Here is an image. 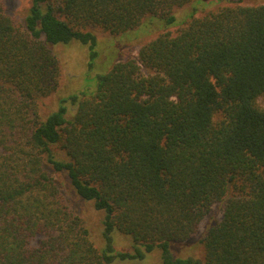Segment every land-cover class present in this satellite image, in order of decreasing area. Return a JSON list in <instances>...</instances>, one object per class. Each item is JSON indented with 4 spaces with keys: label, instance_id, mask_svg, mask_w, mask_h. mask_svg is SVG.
<instances>
[{
    "label": "trees",
    "instance_id": "obj_1",
    "mask_svg": "<svg viewBox=\"0 0 264 264\" xmlns=\"http://www.w3.org/2000/svg\"><path fill=\"white\" fill-rule=\"evenodd\" d=\"M203 1L32 0L19 25L0 0V264H264V2ZM98 27L161 33L41 113L69 82L51 45L93 63ZM219 202L204 259L175 256Z\"/></svg>",
    "mask_w": 264,
    "mask_h": 264
},
{
    "label": "rangeland",
    "instance_id": "obj_2",
    "mask_svg": "<svg viewBox=\"0 0 264 264\" xmlns=\"http://www.w3.org/2000/svg\"><path fill=\"white\" fill-rule=\"evenodd\" d=\"M32 0H3L7 10L15 18L16 22L20 25L22 20L27 15ZM201 3L203 0H197ZM226 2L227 0H223ZM264 2V0H243L242 4L254 5L255 3ZM206 4L205 0L203 1ZM217 4L211 3L208 8L201 6V10L196 14L197 17L205 15L209 9ZM209 9V10H206ZM190 11V7L186 6L178 9L177 14L183 18ZM178 20V17H177ZM156 21V20H155ZM162 21V20H161ZM165 26V24H164ZM183 28V26L181 27ZM179 28H172L169 31L174 34ZM98 32L99 41L96 45L97 57L90 62V48L87 44L83 43L80 39H73L69 43L52 44L53 50L57 51L63 59L64 72L68 74L69 82L63 88L62 92L53 93L52 95L44 98L40 102V112L47 113L52 110L57 103L58 96H69L79 94L81 91H87L95 88L98 82V76L105 73L115 62L125 60L128 57H135L138 55L140 48L156 38L161 32H155L151 35L139 37L140 30H130L124 35L111 36L110 34L102 31L99 27L96 28ZM135 33V34H134ZM147 34V33H146ZM136 37V38H135ZM123 38V39H122ZM91 63V64H90ZM61 96V97H62ZM259 106H264V96L258 99ZM223 213V203L219 202L212 206L208 214L200 222L196 233L184 242H173L171 249L175 256L180 257H195L204 259V246L201 243L202 237L205 235L207 228L220 220ZM98 225L96 224V227ZM99 228V226L97 227ZM127 240L130 247L132 246L133 239L129 235L121 234L119 231L114 232V243L118 251L126 248ZM133 264H161L160 250L156 248L153 252L147 253L146 257L142 260H129ZM125 264V263H120Z\"/></svg>",
    "mask_w": 264,
    "mask_h": 264
}]
</instances>
